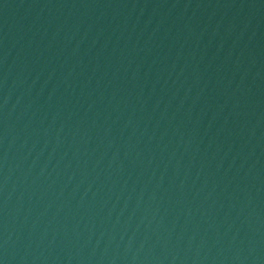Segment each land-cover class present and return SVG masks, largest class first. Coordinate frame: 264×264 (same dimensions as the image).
Wrapping results in <instances>:
<instances>
[{"label": "water", "instance_id": "obj_1", "mask_svg": "<svg viewBox=\"0 0 264 264\" xmlns=\"http://www.w3.org/2000/svg\"><path fill=\"white\" fill-rule=\"evenodd\" d=\"M0 264H264V0H0Z\"/></svg>", "mask_w": 264, "mask_h": 264}]
</instances>
